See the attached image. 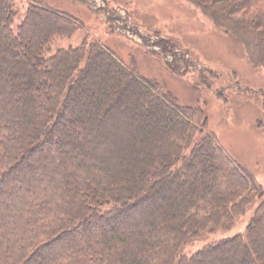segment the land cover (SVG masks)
Wrapping results in <instances>:
<instances>
[{
    "label": "trees",
    "instance_id": "1",
    "mask_svg": "<svg viewBox=\"0 0 264 264\" xmlns=\"http://www.w3.org/2000/svg\"><path fill=\"white\" fill-rule=\"evenodd\" d=\"M185 1L264 70V0ZM11 2L0 0V264H264V191L204 112L98 42L51 51L78 22L33 1L15 20ZM251 209L242 233L207 239Z\"/></svg>",
    "mask_w": 264,
    "mask_h": 264
},
{
    "label": "rangeland",
    "instance_id": "2",
    "mask_svg": "<svg viewBox=\"0 0 264 264\" xmlns=\"http://www.w3.org/2000/svg\"><path fill=\"white\" fill-rule=\"evenodd\" d=\"M32 1L69 15L80 25L70 38L56 40L51 51L98 42L171 94L179 106L200 108L207 118L205 130L264 191V70L251 67L234 37L185 0H12L15 20L24 17ZM143 37L162 41L170 53L147 46ZM251 212L228 233L207 239L242 233ZM201 244L196 242L189 250Z\"/></svg>",
    "mask_w": 264,
    "mask_h": 264
},
{
    "label": "built area",
    "instance_id": "3",
    "mask_svg": "<svg viewBox=\"0 0 264 264\" xmlns=\"http://www.w3.org/2000/svg\"><path fill=\"white\" fill-rule=\"evenodd\" d=\"M134 35V34H133ZM135 37H137L136 35H134ZM138 40H140V39H138Z\"/></svg>",
    "mask_w": 264,
    "mask_h": 264
}]
</instances>
